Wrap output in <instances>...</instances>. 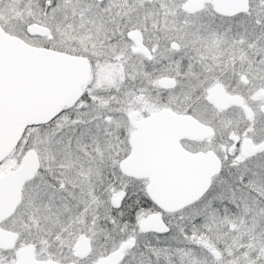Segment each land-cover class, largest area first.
Returning a JSON list of instances; mask_svg holds the SVG:
<instances>
[{
    "label": "snow or ice",
    "instance_id": "snow-or-ice-1",
    "mask_svg": "<svg viewBox=\"0 0 264 264\" xmlns=\"http://www.w3.org/2000/svg\"><path fill=\"white\" fill-rule=\"evenodd\" d=\"M0 264H264V0H0Z\"/></svg>",
    "mask_w": 264,
    "mask_h": 264
}]
</instances>
